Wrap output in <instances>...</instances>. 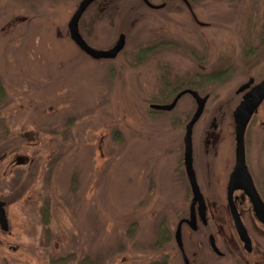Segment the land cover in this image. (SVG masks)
<instances>
[{
    "label": "rangeland",
    "instance_id": "1",
    "mask_svg": "<svg viewBox=\"0 0 264 264\" xmlns=\"http://www.w3.org/2000/svg\"><path fill=\"white\" fill-rule=\"evenodd\" d=\"M80 1L0 0V200L8 223L0 230V264H183L174 232L189 216L181 162L196 106L188 96L169 112L149 105L170 104L194 74L224 72L200 92L208 101L193 128L194 153L205 150L211 118L226 126L218 157L194 162L207 225H182L183 251L189 264H264V230L250 214L241 217L252 242L244 252L223 197L235 91L250 78L264 80V0H195L202 28L179 0H148L165 4L158 11L141 0H99L78 30L95 50L124 35L123 50L105 61L69 39ZM159 42L178 51L141 53ZM30 132L32 140L23 136ZM250 145L254 185L264 197V141ZM162 229L169 236L160 245Z\"/></svg>",
    "mask_w": 264,
    "mask_h": 264
},
{
    "label": "water",
    "instance_id": "2",
    "mask_svg": "<svg viewBox=\"0 0 264 264\" xmlns=\"http://www.w3.org/2000/svg\"><path fill=\"white\" fill-rule=\"evenodd\" d=\"M99 0H81L72 14L71 18L68 21L67 24V31L69 39L72 41V43L87 57H89L92 60L100 61V60H113L117 57V55L123 50L124 44H125V37L123 34H121L118 37V40L114 44L113 47H111L108 50H95L87 45V43L83 40L81 35L79 34L78 25L79 21L82 17V15L85 13V11L88 9L89 6H91L93 3L97 2ZM147 8L151 10H159L163 6H153L148 2V0H141ZM253 84V80L249 79L246 84L241 86L238 90V93H241L247 89H249L243 96L242 102L240 105L234 110L233 117L235 120V137H236V167L234 168L233 173L231 174L228 187H227V206L229 211L230 220L233 225L234 232L237 236L238 241L242 244V249L246 253H251L252 246L250 238L247 234V231L241 221V218L239 214L236 211V208L231 200L232 193L238 189L235 186V178L237 175L242 174L243 178V184L244 186L239 187L242 189L251 205H252V211H253V218L257 223H259L261 226L264 227V204L258 197L251 180L249 179L244 163H243V136L245 129L247 127V124L249 123L251 117L255 113V111L258 109L260 104L264 101V80L259 82L258 84L251 87ZM251 87V88H250ZM190 95L196 105V109L194 114L192 115L191 119L185 126V135H184V156H183V162H184V170L185 175L188 180V184L190 187L192 200L189 207V216L188 219H185L183 221H180L175 229L174 232V241L175 244L181 254V258L183 261V264H189L188 260L184 254L183 246H182V240H181V227L183 224H185L190 230L196 231L197 230V218L195 214V209L198 213V220L202 225L206 224V218H205V204L201 197V194L199 192V189L197 187L194 173L192 171L191 167V135H192V129L195 123L199 120L205 103L207 101V97H199L195 92L193 91H184L179 93L174 100L169 105H151L149 108L154 111H163V112H169L171 111L178 99L185 95ZM28 140H32L33 134L25 133L23 135ZM0 230L4 233L8 231V224L5 217V211H4V203L0 201ZM208 246L212 253H214L216 256L221 257L222 254L218 251L214 238L212 236L208 237Z\"/></svg>",
    "mask_w": 264,
    "mask_h": 264
},
{
    "label": "flooded vegetation",
    "instance_id": "3",
    "mask_svg": "<svg viewBox=\"0 0 264 264\" xmlns=\"http://www.w3.org/2000/svg\"><path fill=\"white\" fill-rule=\"evenodd\" d=\"M179 1H180V4L187 10V12L189 13V15L191 17V20L193 21V23L196 26L201 27V28L202 27H206V25L204 23H201V22L198 21V19L196 18L195 14L193 12L195 0H179ZM143 5L145 7H147L144 3H143ZM159 6H163L161 9H159V10H162L165 7V4L163 3V4L159 5ZM154 11H158V10H154ZM167 47H170L171 49H174L175 52H177L178 48H179V46H177V44L173 43V42H159V43L155 44V46L153 45L151 47H144L142 49L141 53L146 54L151 49H155V48H160V49L161 48H165L166 49ZM188 53L189 52L187 51V54ZM190 54L192 56H194V52L191 51ZM209 80H210V76L208 74H194L189 80H186L185 82L180 83L177 86V88L175 89V95H174L173 99L181 92L193 91L201 98L207 97V101H208V95H200V92L208 85ZM244 84H242L241 86H243ZM256 84L253 81V85L252 86H254ZM239 88L235 91V95L237 97H239V101H238L237 105L235 106L234 110L240 105V103L242 102L244 94L249 90V89H247V90H245V91H243L241 93H238ZM183 96H188L191 99V102H194V104H195L194 99L190 95L186 94V95H183ZM173 99H172V101H173ZM178 101H177V103H178ZM207 101H206V103H207ZM263 103H264V101L260 104L258 109L255 111V113L251 117V119H250V121L247 124V127L245 129L244 136H243V163H244L245 171H246L249 179L251 180V183H252V185H253L258 197L260 198V200L264 204V197L261 195V193L257 190V188L254 185L253 173L251 171V167H252L251 166L252 153H251V145H250V143L253 140L254 141H257V140H263L264 141V116L258 114L259 109H260V107H261V105ZM149 106H151V105H149ZM204 109H205V106H204ZM204 109H203V112H202L199 120L195 123V125L198 124V122L201 120V118L203 116V113H204ZM217 122L218 121H217L216 117L211 118V121H210V123L208 125V132H206L205 137H204V142H203L204 147H205L204 151L199 152V153L196 152V154L194 153V151H193V141H192V135L193 134L191 135V167H192V171L194 173V177H195V181H196L197 187L199 189V192H200L201 197H202L204 202H205V197L201 193V190H200V187H199V181H198L197 175H196V173L194 171V162L197 160L198 163L202 164L205 161H210V160L214 161L218 157L219 146L222 143V141L224 140V137L222 135H220V133H221V130L226 126V124H224L223 120H220V122H218V124H216ZM195 125L193 126V128L195 127ZM228 127H230V129H231L230 138H231V143H232V145H231V147H232L231 149L232 150H231V167H230L228 175L226 176V178H225V180L223 182V197H225L226 206H227V187H228V183H229L231 174L233 173L234 168L236 167V137H235V135H236L235 127H236V125H235V120H234V117H233V113H232V116H231V120H229ZM192 132H193V129H192ZM256 138H260V139H256ZM209 150L211 152H209ZM183 156H184V151H183V154H182V162H181V166L184 169ZM0 159H2V158H0ZM184 175H185V171H184ZM185 177H186V175H185ZM242 177H243L242 174H240V175H237V177L235 178V182L234 183H235V186L238 189H236L232 193L231 200H232V202H233V204H234V206L236 208V211L239 214L240 218L244 214H250L253 217L252 205H251L246 193L242 189L239 188L241 186H244ZM187 182H188V180H187ZM188 186H189V184H188ZM189 189H190V187H189ZM191 200H192V195H191V191H190V202H191ZM1 202H3V201H1ZM4 211H5V203H4ZM206 211H207V209H206V206H205V218H207L206 217ZM227 211H228V206H227ZM195 214H196V218L198 219V213H197L196 209H195ZM228 214H229V211H228ZM206 225H207V219H206V224L204 226H206ZM260 227H261L262 230H264L263 226L260 225ZM250 241H251V239H250ZM251 246H252V242H251Z\"/></svg>",
    "mask_w": 264,
    "mask_h": 264
},
{
    "label": "trees",
    "instance_id": "4",
    "mask_svg": "<svg viewBox=\"0 0 264 264\" xmlns=\"http://www.w3.org/2000/svg\"><path fill=\"white\" fill-rule=\"evenodd\" d=\"M22 1H26V0H22ZM255 55H254V57H255ZM225 73H227V72H224L222 74H216V76L215 75H211L210 76L211 77L210 80H217L219 78L221 79L222 77L225 76ZM4 101H5V92H4L3 86H2V84L0 82V106L4 103ZM43 219H44V223L46 225L47 224V219H48V211H47V209L43 210ZM132 232H133L132 230H129L128 234H131ZM167 236H169L168 232L166 230L162 229L160 231V238H159L158 244L161 245L162 242H165L167 240Z\"/></svg>",
    "mask_w": 264,
    "mask_h": 264
}]
</instances>
